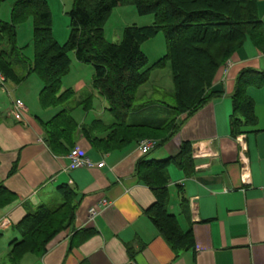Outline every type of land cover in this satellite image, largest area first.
I'll list each match as a JSON object with an SVG mask.
<instances>
[{
	"label": "crops",
	"instance_id": "0c3cea01",
	"mask_svg": "<svg viewBox=\"0 0 264 264\" xmlns=\"http://www.w3.org/2000/svg\"><path fill=\"white\" fill-rule=\"evenodd\" d=\"M257 10L264 23V0H258ZM228 63V73L223 74L224 65L210 89L219 96L191 117H180L178 131L166 142L157 141L147 155L140 154L137 142L110 152L95 148L82 129L103 137L93 127L102 120L89 123L88 117L71 114L78 126L74 147L104 164L91 170L68 171V154L48 148L42 125L61 108L36 107L35 100L15 94L30 76L18 86L7 84L8 97L0 95V184L14 200L0 207V264H264V87L246 89L256 125L242 124L235 135L231 127L236 79L244 70L264 72V54L246 40ZM83 89L80 83L75 97ZM84 93L95 97L89 89ZM14 100L26 107L21 122L9 116ZM152 103L158 102L146 100L136 107L147 109ZM146 109L129 116L128 123L151 121ZM183 143L190 145L192 166L187 171L167 167L166 208L183 232L190 231L191 248L175 256L145 214L154 193L135 170L141 158L178 155ZM66 186L78 198L72 224L48 243L42 256L12 259L10 243L20 239L15 227L26 212L41 205L57 207L62 203L58 189ZM90 209L96 211L92 218ZM83 229L95 233L75 245L73 235Z\"/></svg>",
	"mask_w": 264,
	"mask_h": 264
},
{
	"label": "trees",
	"instance_id": "16d2710c",
	"mask_svg": "<svg viewBox=\"0 0 264 264\" xmlns=\"http://www.w3.org/2000/svg\"><path fill=\"white\" fill-rule=\"evenodd\" d=\"M68 13L70 33L60 46L52 35L51 13L45 0H18L12 8V23L0 20V74L5 82L18 86L31 74L43 87L39 105L43 109L61 108L42 125L45 142L52 152L68 154L74 147L78 126L71 117L74 106L88 111L92 95L86 94L79 104L73 103L74 93L62 90V78L71 67L69 53L94 71L92 88L107 103L109 123L95 121V129H103V137L92 136L84 127L83 135L91 137L93 146L104 152L121 149L144 138L140 132L162 134L161 144L172 137L187 119L218 97L210 91L222 66L249 40L264 54V23L258 16V0H72ZM4 0H0V4ZM131 4L139 16L153 15L150 26L124 28L120 42L107 43L103 23L112 9ZM33 18L34 61H27L16 45L15 25ZM163 32L166 54L148 66L140 46ZM169 63L173 86V106L152 103L136 107L138 89L148 80L152 70ZM19 70L24 75H19ZM248 87H264V72L242 71L232 95V133L244 124L256 125L254 104L246 94ZM72 102V103H71ZM146 109L153 119L146 123H128L129 116ZM132 121V118H129ZM98 127V128H97ZM93 130V129H91ZM131 133H137L130 137ZM150 137V136H148ZM152 138V137H150ZM155 139V138H154ZM190 145L183 143L178 155L164 160L141 158L137 163L138 180L154 193V203L145 210L159 236L175 256L191 248L190 231L183 232L176 217L167 211L166 169L170 164L187 171L192 166ZM62 203L57 207L41 205L26 212L15 229L19 240L10 243L9 255L18 259L25 254L42 256L46 246L73 222L77 195L69 187L58 189ZM78 199V198H77ZM14 200L11 192L0 184V207ZM95 233L83 229L73 235L78 245Z\"/></svg>",
	"mask_w": 264,
	"mask_h": 264
},
{
	"label": "rangeland",
	"instance_id": "374dc122",
	"mask_svg": "<svg viewBox=\"0 0 264 264\" xmlns=\"http://www.w3.org/2000/svg\"><path fill=\"white\" fill-rule=\"evenodd\" d=\"M18 0H4L3 3L0 4V20L5 23H12L11 12L12 8ZM49 11L51 13L52 19V35L57 43L62 46L66 43L70 33V21L68 13L72 8V0H45ZM154 22L153 15L139 16L136 12V9L131 4H122L118 5L110 12L109 16L103 23V37L107 43L116 44L120 42L122 37V32L124 28L128 26H136V27H144L150 26ZM16 31V45L21 50L22 55L27 61L31 63L34 61V48H33V18L28 17L23 22L15 25ZM141 52L146 56L148 61V66L153 64L158 59L162 58L166 54V43L163 32L158 33L154 38L144 42L140 46ZM69 59L71 61V67L68 73L62 78L61 87L62 90H71L76 94V89L78 85L81 83L83 85V90L80 91V95H74L73 103L76 101H81L84 99L86 95L85 90H90L91 94L95 97L92 100V106L88 111H85L82 108L77 107V109H73L74 115H78L79 117H88L89 123H91L95 117L104 122L110 121L111 116L107 113V103L103 98L99 96V94L92 88V79H93V68L91 65L78 63L73 53H69ZM227 63V62H226ZM223 67V66H222ZM225 68V67H223ZM230 68V67H229ZM227 68V73L229 71ZM222 68L220 69V71ZM226 73V74H227ZM2 75V74H1ZM19 75L23 76L24 71L19 70ZM2 79L4 80V86L0 89V95H5L8 97L7 84L5 82V78L2 75ZM13 87V84L10 83ZM9 86V85H8ZM43 85L35 74H31L28 80L21 85L15 94H18L19 97H24L28 99V101L35 100L36 107L37 103L39 105V98L35 95L37 89L38 93L41 91ZM10 88V86H9ZM214 93V92H213ZM21 94V95H20ZM173 86L170 75V67L169 63L159 70H152L148 76V80L142 85L137 93L134 100V104L138 105L141 102L154 100L156 102L163 103L167 106H173ZM23 100V98H21ZM38 100V101H37ZM34 103V102H33ZM72 103V102H71ZM12 107V104H11ZM11 110V108H10ZM26 112V111H25ZM24 114L20 116L19 122L22 121ZM9 116L13 119L10 114ZM16 120V119H15ZM102 133L103 129H96ZM137 133H131L129 136H135ZM140 136L144 138L143 140H152L156 142L161 139L162 134H158L155 132H140ZM152 138H150V137ZM155 138V139H154ZM59 194V191H58Z\"/></svg>",
	"mask_w": 264,
	"mask_h": 264
},
{
	"label": "built area",
	"instance_id": "2783aa9c",
	"mask_svg": "<svg viewBox=\"0 0 264 264\" xmlns=\"http://www.w3.org/2000/svg\"><path fill=\"white\" fill-rule=\"evenodd\" d=\"M230 67V63L225 64V68H223V74L226 75L227 68ZM4 80L2 79V75L0 74V89L4 86ZM26 107L20 100H14L12 102L11 110L9 111V114L14 117L17 121L20 119L19 117L23 115V113H26ZM156 147V142L152 140H142L138 143V150L140 154L147 155L149 154L154 148ZM67 159L69 161L68 165V171L75 170V169H85V170H91V169H100L104 166L103 163H94L91 161L84 153V151L78 147H73L68 155ZM89 216L92 218L96 211L94 209L89 210Z\"/></svg>",
	"mask_w": 264,
	"mask_h": 264
}]
</instances>
